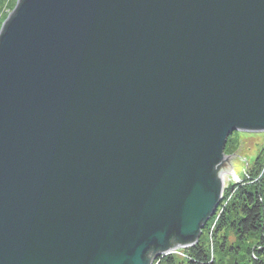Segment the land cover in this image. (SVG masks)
<instances>
[{"label": "water", "instance_id": "1", "mask_svg": "<svg viewBox=\"0 0 264 264\" xmlns=\"http://www.w3.org/2000/svg\"><path fill=\"white\" fill-rule=\"evenodd\" d=\"M264 132V0H16L0 27V264H152L195 245Z\"/></svg>", "mask_w": 264, "mask_h": 264}, {"label": "rangeland", "instance_id": "2", "mask_svg": "<svg viewBox=\"0 0 264 264\" xmlns=\"http://www.w3.org/2000/svg\"><path fill=\"white\" fill-rule=\"evenodd\" d=\"M15 3L16 0H4L0 3V27L14 8ZM224 153L227 155L236 153L234 163L236 179H233L230 174H224L223 192L227 197L226 199L224 198L223 204L232 202V193L229 189V185L232 182H240L242 186H247L258 181L260 185L255 186L256 189L264 191V132L234 131L227 138ZM212 216L208 225L202 229L198 242L204 246L210 259L215 264L242 263L239 257L233 256V251L235 249L241 251L248 246L253 247L257 240L255 238H247L242 243H238L236 236L228 227L218 226L219 211L217 210ZM189 252V247L178 248L170 254L161 255L160 257L171 256L172 264H182L189 256ZM155 261L152 264H156ZM252 264H264V256L255 257Z\"/></svg>", "mask_w": 264, "mask_h": 264}, {"label": "trees", "instance_id": "3", "mask_svg": "<svg viewBox=\"0 0 264 264\" xmlns=\"http://www.w3.org/2000/svg\"><path fill=\"white\" fill-rule=\"evenodd\" d=\"M3 1L0 0V3ZM257 185H260L258 181L247 186H242L240 182H232L229 185L232 193V202L223 204L227 197L223 192L215 211V213L217 210L219 211L218 226L228 227L236 236L238 243H242L247 238H255L257 240L253 247L248 246L241 251L238 249L233 251V256L239 257L240 261H242V263L238 262V264H252L255 257L264 256V191H258L255 187ZM212 217L208 219L203 229L208 225ZM189 250V256L182 264H215L210 259L207 250L198 241L195 245L189 247ZM163 262L172 264L171 256L158 257L155 261L156 264Z\"/></svg>", "mask_w": 264, "mask_h": 264}]
</instances>
